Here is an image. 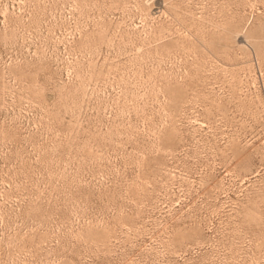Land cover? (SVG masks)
I'll list each match as a JSON object with an SVG mask.
<instances>
[{"label":"rangeland","instance_id":"1","mask_svg":"<svg viewBox=\"0 0 264 264\" xmlns=\"http://www.w3.org/2000/svg\"><path fill=\"white\" fill-rule=\"evenodd\" d=\"M0 264H264V0H0Z\"/></svg>","mask_w":264,"mask_h":264}]
</instances>
